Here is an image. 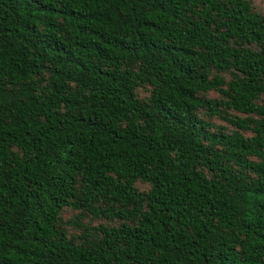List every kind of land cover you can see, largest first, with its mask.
<instances>
[{"label":"trees","instance_id":"obj_1","mask_svg":"<svg viewBox=\"0 0 264 264\" xmlns=\"http://www.w3.org/2000/svg\"><path fill=\"white\" fill-rule=\"evenodd\" d=\"M0 264H264V15L0 0Z\"/></svg>","mask_w":264,"mask_h":264},{"label":"rangeland","instance_id":"obj_2","mask_svg":"<svg viewBox=\"0 0 264 264\" xmlns=\"http://www.w3.org/2000/svg\"><path fill=\"white\" fill-rule=\"evenodd\" d=\"M249 2H250V5H251V7H252V9H253L254 11L259 12V13H261V14L264 15V0H249ZM139 94H141V95H145L144 90H140V91H139ZM207 96L213 98V97H215L216 95L213 94V93H208ZM215 123H217V124H223L222 122H219V121H217V120L215 121ZM73 215H75V212L64 211V212L62 213V219H63L64 221L71 220L72 217H73ZM83 221H84V220H83ZM96 223H97V221H93V222H91L92 225H94V224H96ZM67 232H68V233H72V234H76V233H77V229L74 228V227H72V226H70V225H67Z\"/></svg>","mask_w":264,"mask_h":264}]
</instances>
